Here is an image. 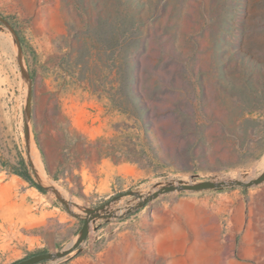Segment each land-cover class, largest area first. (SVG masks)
<instances>
[{"label":"rangeland","instance_id":"374dc122","mask_svg":"<svg viewBox=\"0 0 264 264\" xmlns=\"http://www.w3.org/2000/svg\"><path fill=\"white\" fill-rule=\"evenodd\" d=\"M263 172L264 0H0V264H264ZM183 196L211 213L159 257L145 207Z\"/></svg>","mask_w":264,"mask_h":264},{"label":"crops","instance_id":"0c3cea01","mask_svg":"<svg viewBox=\"0 0 264 264\" xmlns=\"http://www.w3.org/2000/svg\"><path fill=\"white\" fill-rule=\"evenodd\" d=\"M127 172L130 174L131 170H127ZM145 210H147V214L150 216V225L158 228L161 227L156 231L154 236L150 237L153 240L154 247H156L154 252L159 257L166 258L177 256V254H170V252H173L170 248L174 247L176 242L175 236L182 232L180 230L181 223L183 226H187L195 222L199 226L204 217L211 213L209 205L204 200H198L194 196L177 198L166 206H161V208H157L156 206L149 207L147 205ZM145 225L147 226V223ZM115 239L116 237L113 240L115 241ZM117 239H119L118 245H124L127 241L125 236L122 238L118 237ZM211 243H213L212 246ZM184 245L188 251L186 252L188 258L208 257L210 253H216L217 248L216 240L211 241L201 237L185 240ZM159 247L161 250H159Z\"/></svg>","mask_w":264,"mask_h":264},{"label":"water","instance_id":"95a60500","mask_svg":"<svg viewBox=\"0 0 264 264\" xmlns=\"http://www.w3.org/2000/svg\"><path fill=\"white\" fill-rule=\"evenodd\" d=\"M264 182V172L256 179L254 180H249L247 182H240V181H236L233 184H236L237 186H245V187H249L252 185H257ZM215 183L212 182H201L198 184H188V185H180L179 189L180 190H185V191H190V192H199V191H203V190H209L214 188ZM174 190V185L172 183H168V184H162L160 189H152L146 196H136L132 191L126 192V195L128 196H135L137 197L138 203L134 205V207H141L146 205L147 203H150L152 200L157 199L161 194H166L169 193L171 191ZM118 197H113L111 199V201H107L106 203L97 206L96 208H94L92 210L91 213H88V216L86 218L83 219V223L80 229V233L78 238L76 239L75 243L73 246H71L70 248H68L65 253H69L71 251L77 250L81 247V245L86 241V239L88 238L89 232H90V225H92L96 220L98 219H102V216L97 217L96 213L100 210L105 209V207H108L110 205L111 202L116 201ZM133 211V209H130L128 212ZM89 215H91V218H89ZM64 253L62 252H58L55 256L56 257H61ZM54 257V255L50 254V253H40V254H36L33 255L31 257H28L26 259H23L17 263L14 264H39L41 262H46L49 261L50 259H52Z\"/></svg>","mask_w":264,"mask_h":264},{"label":"trees","instance_id":"16d2710c","mask_svg":"<svg viewBox=\"0 0 264 264\" xmlns=\"http://www.w3.org/2000/svg\"><path fill=\"white\" fill-rule=\"evenodd\" d=\"M23 177L26 179V180H29V177L26 175V174H24L23 175ZM36 186V188L40 191V192H42L43 193V188L41 187V186H38V185H35ZM42 263V262H41Z\"/></svg>","mask_w":264,"mask_h":264},{"label":"bare ground","instance_id":"6f19581e","mask_svg":"<svg viewBox=\"0 0 264 264\" xmlns=\"http://www.w3.org/2000/svg\"><path fill=\"white\" fill-rule=\"evenodd\" d=\"M31 154H33V153H31ZM37 155H38V154H37ZM32 157H33V156H32ZM35 158H38V157L35 156ZM33 165H34V164H33ZM40 166H41V164H40ZM35 168H37V166H36ZM37 176H38V178H39V180H40L41 177H40V174H38V172H37ZM44 178H45V177H44Z\"/></svg>","mask_w":264,"mask_h":264},{"label":"built area","instance_id":"2783aa9c","mask_svg":"<svg viewBox=\"0 0 264 264\" xmlns=\"http://www.w3.org/2000/svg\"><path fill=\"white\" fill-rule=\"evenodd\" d=\"M84 243H85V242H84ZM84 243H83V244H84ZM83 244H82V245H83ZM82 245H81V246H82Z\"/></svg>","mask_w":264,"mask_h":264}]
</instances>
